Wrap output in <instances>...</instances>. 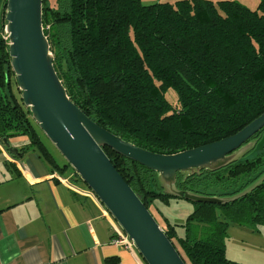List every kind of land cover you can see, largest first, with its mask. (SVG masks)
<instances>
[{
    "label": "trees",
    "instance_id": "16d2710c",
    "mask_svg": "<svg viewBox=\"0 0 264 264\" xmlns=\"http://www.w3.org/2000/svg\"><path fill=\"white\" fill-rule=\"evenodd\" d=\"M5 4L0 0V142L25 135L21 151L36 150L62 170L70 165L56 162L22 102L4 37ZM42 25L69 98L138 147L176 153L229 136L264 112V0L255 8L238 0H43ZM169 88L174 102L165 95ZM102 148L148 209L180 198L157 171ZM235 152L218 167L176 172V189L224 199L191 201L196 209L184 223L164 217L160 226L185 264L229 263L227 222L210 217L211 208L241 223H264V126ZM190 220L210 221L193 233Z\"/></svg>",
    "mask_w": 264,
    "mask_h": 264
},
{
    "label": "water",
    "instance_id": "95a60500",
    "mask_svg": "<svg viewBox=\"0 0 264 264\" xmlns=\"http://www.w3.org/2000/svg\"><path fill=\"white\" fill-rule=\"evenodd\" d=\"M42 1L6 0L5 4L4 29L10 65L23 104L126 233L146 264H185L163 228L102 147L108 146L157 171L167 192L175 196L193 202L221 203L224 199L176 189V172L218 167L234 159L235 151L264 126V112L229 136L176 153H155L125 141L93 121L67 95L43 32ZM3 145L15 158L23 155L7 138L3 139Z\"/></svg>",
    "mask_w": 264,
    "mask_h": 264
},
{
    "label": "crops",
    "instance_id": "0c3cea01",
    "mask_svg": "<svg viewBox=\"0 0 264 264\" xmlns=\"http://www.w3.org/2000/svg\"><path fill=\"white\" fill-rule=\"evenodd\" d=\"M21 152L0 142V264H146L134 245L112 243L117 222L73 169Z\"/></svg>",
    "mask_w": 264,
    "mask_h": 264
},
{
    "label": "rangeland",
    "instance_id": "374dc122",
    "mask_svg": "<svg viewBox=\"0 0 264 264\" xmlns=\"http://www.w3.org/2000/svg\"><path fill=\"white\" fill-rule=\"evenodd\" d=\"M53 3L54 0H49ZM174 2L176 0H141L143 4H151L155 2ZM249 8H255L258 0H238ZM5 28V27H4ZM4 37H7L4 29ZM15 87V86H14ZM16 89V88H14ZM166 97L169 101L174 102L176 100V93L173 89L169 88L165 92ZM33 127L36 129L40 139L45 144L47 150L53 155L56 162L63 168V165L67 163L65 157L57 149V147L50 141L45 133L39 128L37 123L32 121ZM9 142L14 143H26L27 137L25 135H14L11 136ZM16 146V145H15ZM14 146V147H15ZM20 146V145H18ZM31 151H33L31 149ZM27 152V151H25ZM67 171L72 172L71 166L65 168ZM78 182L86 186L83 181ZM154 203H157L154 206ZM150 207L149 211L156 218L159 225L164 224V217L168 218L169 221L174 223H184L190 213L196 209V205L182 197L180 198H169L168 201H155ZM207 210L206 208H203ZM214 210V214L210 217H215V220L226 221V231L223 234V246L225 248L226 256L229 260L228 264H264V223L260 221L255 222H243L241 223L239 217H233L229 211L221 209L217 206L211 208ZM209 215V214H208ZM212 218V219H213ZM211 220V219H210ZM210 220H190L188 227L192 232L199 230V225ZM207 231L210 230L209 225ZM182 232V230H179ZM202 234V233H201Z\"/></svg>",
    "mask_w": 264,
    "mask_h": 264
},
{
    "label": "built area",
    "instance_id": "2783aa9c",
    "mask_svg": "<svg viewBox=\"0 0 264 264\" xmlns=\"http://www.w3.org/2000/svg\"><path fill=\"white\" fill-rule=\"evenodd\" d=\"M115 235L111 238L112 243L116 245H133L132 241L127 237L126 233L121 229L118 224H115Z\"/></svg>",
    "mask_w": 264,
    "mask_h": 264
}]
</instances>
